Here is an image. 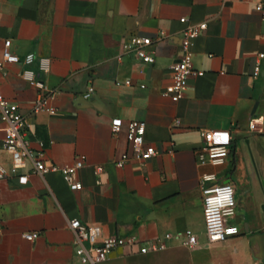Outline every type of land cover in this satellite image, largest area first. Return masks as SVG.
Returning a JSON list of instances; mask_svg holds the SVG:
<instances>
[{"label":"crops","instance_id":"obj_1","mask_svg":"<svg viewBox=\"0 0 264 264\" xmlns=\"http://www.w3.org/2000/svg\"><path fill=\"white\" fill-rule=\"evenodd\" d=\"M262 1L0 0V60L5 39L20 59L27 53L51 59L42 79L56 89L54 113L33 112L39 91L18 75L22 62L0 70L1 94L25 116L23 138L46 165L83 157L75 175L82 187L73 190L59 172L32 173L31 163L14 169L0 149L7 170L0 180V264H81L69 228L74 218L99 225L100 239L165 242L147 252L117 247L100 264H264V59L252 76L264 51V15L256 9ZM202 21L207 28L192 38L191 51L204 74L190 77L184 97L173 101L182 33L187 23ZM133 35L152 39L153 63L120 48ZM88 86L93 93L84 97ZM115 117L143 121L155 155L131 157L124 132L110 129ZM216 129L229 132L230 153L222 164H201L202 132ZM20 174H27L25 184ZM206 174L234 189L228 222L239 233L216 243L207 242L204 228ZM187 231L196 236L193 246L182 243ZM30 233L32 240L24 236Z\"/></svg>","mask_w":264,"mask_h":264},{"label":"built area","instance_id":"obj_2","mask_svg":"<svg viewBox=\"0 0 264 264\" xmlns=\"http://www.w3.org/2000/svg\"><path fill=\"white\" fill-rule=\"evenodd\" d=\"M256 9L264 15V0L256 5ZM180 21L186 23L187 19L181 17ZM207 28V22L187 23L181 36V55L172 65V85L170 97L173 101L183 98L192 76H201L204 71L194 67L192 62V38L202 33ZM11 39H5L3 43L2 59L0 60V70L5 63H20L25 67L18 72V75L35 86L39 91V97L36 100L33 112L38 109H44L54 113L55 109L49 102L55 97L56 89L49 88L42 75L47 74L51 68V59L49 57H36L33 53H27L20 59L10 50ZM152 39L147 36H130L122 41L120 48L126 52H133L135 57L147 64L154 62V57L149 50ZM256 63L252 70V76L256 77L260 73V60L264 59V51L257 54ZM36 63V67L32 65ZM130 84L129 79L124 81ZM121 84V81H116ZM93 93V87L88 86L83 93L84 97H90ZM257 125L256 120H251L249 127L254 129ZM27 127L24 114L15 102L6 99L0 92V149L5 150L11 156V163L14 169H23L28 163H31L32 173H45L47 171L59 172L64 181L67 182L70 189H81L80 181L75 180L77 171L83 166V157H78L69 165H46L39 155H35L27 141L23 138V133ZM110 129L113 134L124 132L125 137L131 148V157L137 160H147L156 153L153 145L145 142V123L139 120H130L123 123L119 117L112 118ZM203 144L196 152L199 163L222 164L231 150V138L227 130H207L202 132ZM43 146V143H39ZM124 159L117 162L118 166L123 165ZM99 170V169H98ZM7 176L6 168L0 163V180ZM27 174H20L18 182L25 184ZM214 174H206L201 177V193L203 198V221L205 234L208 243H216L227 239L230 236L239 233L236 225L228 220L235 214V199L233 186L228 182H215ZM69 228L73 233L72 245L74 253L81 264H100L105 261L109 253L117 247L128 245L138 246L139 252H147L165 247L163 239L151 241L149 246H143L141 241L134 236L110 235L100 239L101 227L99 225H89L82 223L74 218L69 221ZM25 238L32 240L34 233L25 234ZM170 234H165L169 238ZM184 245L193 246L196 243V236L186 232L182 239Z\"/></svg>","mask_w":264,"mask_h":264}]
</instances>
